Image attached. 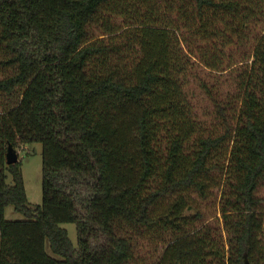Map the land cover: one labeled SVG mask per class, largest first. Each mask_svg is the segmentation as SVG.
I'll list each match as a JSON object with an SVG mask.
<instances>
[{"label": "trees", "instance_id": "1", "mask_svg": "<svg viewBox=\"0 0 264 264\" xmlns=\"http://www.w3.org/2000/svg\"><path fill=\"white\" fill-rule=\"evenodd\" d=\"M263 188L264 0H0V264H264Z\"/></svg>", "mask_w": 264, "mask_h": 264}, {"label": "rangeland", "instance_id": "2", "mask_svg": "<svg viewBox=\"0 0 264 264\" xmlns=\"http://www.w3.org/2000/svg\"><path fill=\"white\" fill-rule=\"evenodd\" d=\"M191 88L196 93L195 95L200 97V88L195 82L192 83ZM200 104L205 109L209 107L207 101L201 100ZM17 153L22 161V171L30 206L34 209L39 206L41 207L43 204V145L40 143L29 144L24 148L18 149ZM8 181L9 183L12 182L11 176ZM215 195H219V192L215 191ZM260 195L264 197V188L261 190ZM219 201V198H215L202 204L209 221L220 217L218 213ZM5 219L8 221H23L25 217L17 213L13 207H8L5 211ZM61 227L68 231L73 245L77 247L78 233L76 225L63 224Z\"/></svg>", "mask_w": 264, "mask_h": 264}, {"label": "water", "instance_id": "3", "mask_svg": "<svg viewBox=\"0 0 264 264\" xmlns=\"http://www.w3.org/2000/svg\"><path fill=\"white\" fill-rule=\"evenodd\" d=\"M19 162V154L16 149H14L11 145L8 147L7 151V164L14 165ZM246 264H251L248 259H246Z\"/></svg>", "mask_w": 264, "mask_h": 264}]
</instances>
